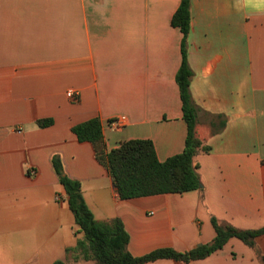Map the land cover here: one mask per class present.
I'll return each mask as SVG.
<instances>
[{"label": "crops", "instance_id": "1", "mask_svg": "<svg viewBox=\"0 0 264 264\" xmlns=\"http://www.w3.org/2000/svg\"><path fill=\"white\" fill-rule=\"evenodd\" d=\"M180 3L0 0V264L66 261L83 238L55 156L81 183L97 221H123L135 257L210 243L212 218L264 228V0H191L190 91L196 135L209 148L195 157L200 190L123 200L93 145L73 132L99 118L108 151L151 140L160 162L183 152L187 123L176 82L183 35L171 24ZM42 120L52 124L40 127ZM256 247L264 256V235ZM259 263L232 238L190 264Z\"/></svg>", "mask_w": 264, "mask_h": 264}, {"label": "trees", "instance_id": "2", "mask_svg": "<svg viewBox=\"0 0 264 264\" xmlns=\"http://www.w3.org/2000/svg\"><path fill=\"white\" fill-rule=\"evenodd\" d=\"M171 24L183 35L182 63L176 76L183 117L187 123V138L183 152L160 162L151 140L122 142L118 148L108 151L103 125L99 118L88 120L73 128L80 142L93 145L97 161L108 170L117 193L123 200L162 194H184L201 189L195 157L199 151L208 152L209 148L205 147L196 135L199 110L192 100L190 91L193 72L187 59V39L191 27V0H181ZM51 124L52 120L38 122L40 127ZM52 163L65 190L67 205L74 215L79 231L83 234V238L77 241L74 248L66 250V261H56L54 264H66L69 259L93 264H150L159 260L190 264L222 250L232 238H237L252 248L261 264H264V256L256 247V239L264 235V228L240 230L231 225L220 224L215 218H212V225L216 235L210 243L185 252L162 248L135 257L128 249L130 235L123 221L120 218L97 221L85 202L81 183L66 175L60 156H55Z\"/></svg>", "mask_w": 264, "mask_h": 264}, {"label": "built area", "instance_id": "3", "mask_svg": "<svg viewBox=\"0 0 264 264\" xmlns=\"http://www.w3.org/2000/svg\"><path fill=\"white\" fill-rule=\"evenodd\" d=\"M76 95L77 94L73 91L67 93V96L71 99L76 98L77 97ZM122 123H123V118H121V120H118V122L116 123V127L120 128L122 126Z\"/></svg>", "mask_w": 264, "mask_h": 264}, {"label": "rangeland", "instance_id": "4", "mask_svg": "<svg viewBox=\"0 0 264 264\" xmlns=\"http://www.w3.org/2000/svg\"><path fill=\"white\" fill-rule=\"evenodd\" d=\"M256 256H257V255H256ZM66 264H74V263H72V262H71V259H69L68 262H67ZM259 264H261V262H260Z\"/></svg>", "mask_w": 264, "mask_h": 264}]
</instances>
